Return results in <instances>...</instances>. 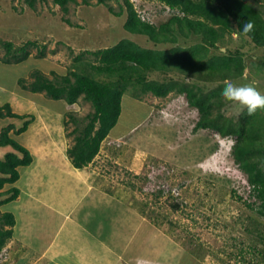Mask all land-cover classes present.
<instances>
[{
	"label": "rangeland",
	"instance_id": "1",
	"mask_svg": "<svg viewBox=\"0 0 264 264\" xmlns=\"http://www.w3.org/2000/svg\"><path fill=\"white\" fill-rule=\"evenodd\" d=\"M131 1L143 16L147 14L155 24L165 21L169 16V12H158L161 4L156 1ZM249 1L264 11V0ZM108 3L113 10L119 9L116 0H109ZM125 17V12L115 16L106 5L98 4L97 0H90V4H83L81 0L69 3L67 13H62L51 0L37 1L35 8H30L23 0H0V92L16 91L23 96L17 99V109L11 106L12 110L35 114L43 128L51 130L53 140L61 141L52 127L53 112L63 114L64 117L65 112L74 111L82 118L91 110L90 104L79 101L67 105L63 100L22 90L16 83L18 77L30 79L28 74L34 67L45 73L54 70L65 74L76 53L111 46L123 38L151 48L165 49L172 46L170 43L155 44L145 35L126 31L122 26ZM65 19L73 25L70 26ZM6 40L11 41L14 46L27 40L45 44L46 56L43 59L35 58L37 50L33 48L23 62L5 64L1 58L5 53L2 42ZM198 40L195 35L179 37L178 45L187 46ZM219 46L221 51L238 49L245 59L246 67L242 76L226 80L236 85L252 84L264 94V69L258 65V59L264 55V48L256 47L247 37L236 33L226 35L224 43ZM147 78L160 81L169 78L184 79L195 82L204 90L218 84L217 80L183 77L176 71H152L147 73ZM130 92L124 93L118 121L101 144L99 154L93 159L91 167L99 172L103 171L104 175H98L95 183L89 182L91 187L98 185L102 190L111 189L137 207H142L141 202L148 204L143 209L154 220L150 221L147 215L143 216L135 209L139 219L134 220L135 215L133 216V236L136 230L134 226L137 223L139 226L142 222L158 236L151 241L158 242L162 238L175 245L167 243L168 252L163 253L162 262L156 261V264H264V217L256 212L258 200L250 191L246 174L232 158L233 138L221 137L210 129L193 130L198 112L188 104L184 95L170 93L161 98L148 93L137 100ZM5 95L1 94L2 97ZM24 99L26 101L20 102ZM243 109L239 104L224 101L222 112L236 119ZM12 119L14 123L17 122L15 118H0V130ZM38 124L35 122L29 133L24 132L15 138L31 150L30 153L34 155L33 165L40 167L41 159L46 158L47 153L43 155L38 152L32 143L34 138L48 133L41 132ZM71 128L73 125L70 123L69 130ZM117 135L121 136L114 138ZM26 137L30 140L31 149L26 145ZM69 141L71 142V137L66 138L64 147H67ZM64 147L57 146L56 149L64 150ZM54 153L57 154L56 150ZM21 180L24 183L16 184L20 191L15 199L21 200L23 192L27 191L23 207L31 218H41L48 207H43L38 201L43 192L36 188L39 190L43 184H26L27 180L31 181L29 178ZM47 180V187L55 188V183L64 185L63 181H51V178ZM10 185L4 184L2 190ZM76 188L69 190L70 195L75 196L78 192ZM49 193L50 191L47 196ZM36 219L38 221L33 220V227L40 237L35 235L25 240L31 242L32 248L27 250L26 242L20 240L21 236L15 231L0 251V264H45L43 258H50L47 244L52 243L46 241L44 223ZM64 224L68 225L65 230L70 234L73 229H81L79 224L71 220ZM89 233L88 229L87 236L93 237L94 232ZM24 236L30 238L29 233ZM148 237L142 234L140 239L146 242ZM86 242L88 241L80 243ZM119 244L122 246L123 243L116 245ZM81 247L84 250L87 248L85 244H81ZM136 252L142 250L138 248ZM152 253L153 251L150 254ZM94 261L95 257L89 256L85 264H94ZM109 262L111 263L107 264H129L125 260L122 263L116 260ZM141 262L143 261L138 260V263Z\"/></svg>",
	"mask_w": 264,
	"mask_h": 264
},
{
	"label": "trees",
	"instance_id": "2",
	"mask_svg": "<svg viewBox=\"0 0 264 264\" xmlns=\"http://www.w3.org/2000/svg\"><path fill=\"white\" fill-rule=\"evenodd\" d=\"M23 1L30 8H35L37 1L46 0ZM51 1L62 13H67L68 4L77 3L78 0ZM108 1L97 0V3L106 5L115 16L125 12L122 26L126 31L145 35L155 44L170 43L172 46L151 48L123 38L111 46L76 53L65 74L54 70L45 73L34 67L28 74L30 79L23 76L17 78L16 83L22 90L42 93L51 99L63 100L67 105L79 101L90 104L91 110L82 118L74 111L64 113L65 137H71L66 147L69 162L75 168L87 167L92 163L104 139L118 121L125 92L131 91L137 100L148 93L161 98L171 92L181 94L198 112L193 130L210 129L222 137L233 138L232 158L246 174L250 191L258 200L256 212L264 217V110L258 109L249 116L244 108L236 119L222 112L225 100L221 93L225 80L242 76L246 64L238 49H219L225 36L232 33L245 36L256 47L264 48V11L249 0H151L161 4L158 12H169L165 21L155 24L147 14L143 16L131 0H116L119 3L117 11ZM81 2L90 4V0ZM65 20L70 26L73 25L68 19ZM248 22L253 24V29L245 35L243 26ZM192 35L199 38L196 43L178 45L179 37ZM2 44L5 53L1 59L5 64L23 62L33 48L37 50L35 58L43 59L47 53L46 45L34 40L17 46L8 40ZM258 65L264 69V55L258 59ZM152 71H176L183 77L217 80L218 84L204 90L195 82L184 79H148L147 73ZM3 117L24 120L18 128L9 123L0 130V146L9 145L14 150L0 158V205L17 198L20 189L16 185L5 190L2 188L4 184H13L18 179V166L29 165L32 161L29 149L9 133L12 131L17 135L24 132L34 115L14 112L10 103L5 102L0 104V118ZM70 123L73 128L69 130ZM89 182L92 184L90 179ZM103 191L124 203L128 202L134 210L148 216L143 209L148 206L146 202H141L142 207H137L111 189ZM150 216L149 220H154ZM14 224L12 212L0 211V251L12 238Z\"/></svg>",
	"mask_w": 264,
	"mask_h": 264
},
{
	"label": "crops",
	"instance_id": "3",
	"mask_svg": "<svg viewBox=\"0 0 264 264\" xmlns=\"http://www.w3.org/2000/svg\"><path fill=\"white\" fill-rule=\"evenodd\" d=\"M13 87L14 90H17L16 86ZM1 94L6 95L5 97H2ZM22 97L23 96H21L16 91L11 93L10 91L5 93L0 92V103L3 104L5 102H9L14 109H17L16 105L19 103L17 99ZM23 101L26 100L24 99L20 102ZM17 112L28 113L19 109ZM53 114L54 118L51 120L53 122L52 127L54 130H56L54 131L57 133L56 137H60L59 139H61V141L57 140L55 142L53 137H51V130H48L46 127L43 128L41 122L38 121L37 116L34 114V119L29 123L27 129L24 132L29 133L30 127L35 122L39 123L38 126L41 132L48 134H46V136H41L40 138H34L32 145L35 146L37 151L41 152L43 155H46L47 153V157L41 159L42 161L39 167V165H33L34 155L31 152L33 157L31 163L26 166H18L19 177L13 183L15 185L24 183V181L22 182L21 179L29 178L31 181L27 180V182H25L26 184H43L41 188L38 186L40 188L39 190L36 188L37 191L43 192V195L40 196L38 201L43 204V207L46 208L47 206L48 210H46L45 214H43L41 218H36L44 223L43 233L47 234V243L53 244L52 247V244H47L49 247L48 249L50 258L48 260H46L47 258H43L45 264H79L80 260H82L80 264H85L89 256L95 257L94 264L101 262L103 264H107L111 263L109 261L112 260H116V262H124L125 260L126 262H129V264H156V261L162 262L161 258L163 253L168 252L166 244L172 242H166V240L161 238L158 242L155 240L157 243L154 244L155 241H151V239H156L158 236L155 235L154 231L150 230L146 223L142 222L139 226L138 223L136 226H134L136 230L134 231L133 236V216L135 215L134 220L139 219L136 214L137 212L129 205L128 202L124 203L121 201V199L107 194L100 187H98V185L97 187H91L89 184V179L92 181V183H95L94 180L98 175H104L102 174L103 171L99 172V170H94V168L91 167L92 163L89 164L87 166L88 168L86 169L84 167L75 168L69 162L66 155V147H64L66 145L63 123L64 117L63 114H56L55 112H53ZM56 115L58 117H56ZM4 118L5 117L2 119ZM15 119H17V122L14 123L12 119L6 125L12 123L16 128L20 127L22 125L23 119ZM24 132L15 135L12 131H10L9 134L15 138L19 137V135L23 134ZM121 135H117L114 138L120 137ZM28 140V137H26V145H28V147L31 149L30 140L27 142ZM61 142H63L62 145ZM57 146L64 147V150L56 149ZM55 150L57 154L54 153ZM8 151L14 150L9 145L0 146V158H2L3 154ZM28 169L30 171H28ZM24 173L25 175H23ZM71 174L75 175L74 177L76 179H73L74 177L71 176ZM50 178L51 181H54L53 179L57 180L58 182L63 181L64 185L60 186L55 183V188L57 189L51 188V186L47 187L49 182L47 179ZM76 187L78 188V192H76L75 196L70 195L71 191L69 190H73ZM53 189H55V191H53ZM67 189L68 191H66ZM49 191L50 193L47 196ZM26 194L27 191H24L22 197H20L21 200L14 199L0 206L2 212L10 211L13 213L15 217L13 234H15V231H17L18 235L21 236L20 240L22 241L29 240L35 235L39 236L38 231L33 227L34 222H37L38 220L33 217L32 219L29 215L30 213L26 208L23 207V202L25 201L24 196H26ZM64 220L67 222H69V220H71V222H76L80 225L81 229H73V231H71L72 234H70L68 230H65L68 225L64 224ZM85 229L86 231L89 229L90 233L94 232L93 237L87 236ZM25 233H29L30 238H25ZM73 233L75 234L73 235ZM142 234L149 236V240L146 242L141 241L140 238L142 237ZM85 241L88 242L80 243ZM25 242L28 246L27 250L32 248L31 242ZM117 243L123 244L121 246L120 244L116 245ZM81 244H85L87 248L85 250L82 249ZM138 248L141 249L142 252H136ZM151 251H153L152 255L150 254ZM138 260L143 262L138 263Z\"/></svg>",
	"mask_w": 264,
	"mask_h": 264
},
{
	"label": "clouds",
	"instance_id": "4",
	"mask_svg": "<svg viewBox=\"0 0 264 264\" xmlns=\"http://www.w3.org/2000/svg\"><path fill=\"white\" fill-rule=\"evenodd\" d=\"M252 29L253 24L248 22L243 26V33L247 35ZM221 95L225 101L233 102L239 104L241 108H246L249 116L255 114L258 109L264 110V94H261L252 84L236 85L226 80ZM165 118L167 119V117Z\"/></svg>",
	"mask_w": 264,
	"mask_h": 264
}]
</instances>
